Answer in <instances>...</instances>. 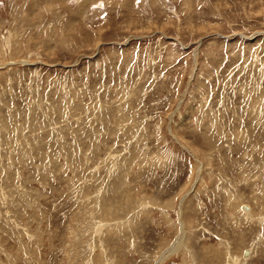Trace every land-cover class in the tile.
Masks as SVG:
<instances>
[{"label": "rangeland", "instance_id": "1", "mask_svg": "<svg viewBox=\"0 0 264 264\" xmlns=\"http://www.w3.org/2000/svg\"><path fill=\"white\" fill-rule=\"evenodd\" d=\"M228 258L264 264V0H0V264Z\"/></svg>", "mask_w": 264, "mask_h": 264}, {"label": "bare ground", "instance_id": "2", "mask_svg": "<svg viewBox=\"0 0 264 264\" xmlns=\"http://www.w3.org/2000/svg\"><path fill=\"white\" fill-rule=\"evenodd\" d=\"M243 206V205H242ZM244 208H246V207H244ZM250 208V207H249ZM249 208H248V210L247 211H245V213H248L249 212ZM229 259V258H228ZM227 259V260H228ZM230 262V264H234V262H233V260L231 261V259H229V261L227 262V263H229Z\"/></svg>", "mask_w": 264, "mask_h": 264}, {"label": "water", "instance_id": "3", "mask_svg": "<svg viewBox=\"0 0 264 264\" xmlns=\"http://www.w3.org/2000/svg\"><path fill=\"white\" fill-rule=\"evenodd\" d=\"M244 254L246 255L247 254V251H245Z\"/></svg>", "mask_w": 264, "mask_h": 264}]
</instances>
